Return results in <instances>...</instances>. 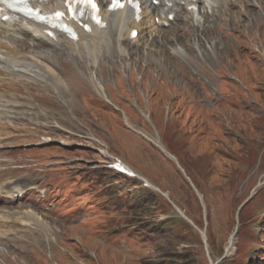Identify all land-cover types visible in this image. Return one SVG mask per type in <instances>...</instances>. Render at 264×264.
Wrapping results in <instances>:
<instances>
[{"label": "rangeland", "instance_id": "rangeland-1", "mask_svg": "<svg viewBox=\"0 0 264 264\" xmlns=\"http://www.w3.org/2000/svg\"><path fill=\"white\" fill-rule=\"evenodd\" d=\"M244 12L239 30L237 13L217 30L220 51L205 66L194 40L168 45L194 59L179 71L103 50L98 79L112 104L88 82L72 84L83 91L72 100L26 94L20 130L0 137V211L15 215L0 264H264V13ZM157 31L143 25L121 47L155 52ZM118 160L141 178L115 172Z\"/></svg>", "mask_w": 264, "mask_h": 264}, {"label": "bare ground", "instance_id": "bare-ground-1", "mask_svg": "<svg viewBox=\"0 0 264 264\" xmlns=\"http://www.w3.org/2000/svg\"><path fill=\"white\" fill-rule=\"evenodd\" d=\"M134 1H139L143 7L141 15L143 20L141 23L136 21L132 11L109 12L108 7L112 2V0H109L108 5L102 11L106 23L104 28L92 26V30L87 32L78 24H73L78 32V41L70 39L63 33H57L56 37L52 38L41 25L33 22L26 23L23 19L6 23L0 21V137L5 135L8 130L16 131L22 126L20 124L24 123V119L21 114L24 110L31 108V104L27 103L26 94L30 95L34 91L38 94L37 97L40 98L48 92L56 99L72 100L75 99L74 96L77 94L83 93V91L75 89L76 86L72 87L75 81H79L84 87L86 86L84 82H88L100 96L104 99L107 98L106 88L98 79V74L104 72V64L108 59L106 53L103 54V50H106V52L110 50L112 52L111 58L117 56L127 58L129 56V60L134 57V61L138 58V61H141L145 57H161L164 60L163 63H167L171 68L179 71L182 67L185 70H187L186 68L190 69L194 59L193 57H185V52L181 48L182 45L171 49L174 55V57H171L168 45L179 40H187V42L194 40L196 43L191 45L193 50L189 49V51L191 54H194V52L197 55L200 54L205 59L203 61V66H205L207 56L213 58L210 50L213 53L220 51L219 45L223 37L222 39L218 38L217 30L221 28L220 26L223 23L232 21L230 19L232 15L241 14L240 20L233 25V27H238L237 30H239L243 24H246V20L250 21V15L244 12V9L253 12L252 14H256L258 17L263 16L264 13L263 0H256L255 2H250L252 0H197L198 3H208V6H210L208 10L202 8L190 10L189 7L192 3L186 0H162L160 6H154V0ZM65 2L66 0H47L43 3L37 2L35 5L45 12H54L63 8ZM254 6H259L261 8L260 12L251 10V7ZM170 14L175 15L173 21L168 20ZM182 14H184V19L181 24H178L182 19ZM195 15H201L204 22L202 24L195 23ZM156 20H159V24ZM146 21L147 23L143 24ZM251 22L253 23L254 20L252 19ZM166 23L169 24L170 28L163 31L161 27H164ZM143 25L149 30L163 31L156 37L149 36L147 38V40H157V51L144 54L142 51L136 50L132 55L130 52L127 54L123 50L124 48L122 49L121 43L125 41L133 44L134 41L131 39L132 30L138 31V40ZM223 36L227 37L228 35ZM116 43H118V51L111 50L110 44L115 45ZM64 52L70 55L69 58L64 59V55L60 54ZM177 59L181 60L183 66L178 65ZM89 66H94L97 71H92L88 75ZM64 67L71 69L73 74L63 72L61 68ZM87 68L88 71L85 74L84 69ZM79 86L81 87V85ZM85 89L87 90V87ZM106 100L112 104L109 96ZM155 144L163 153L167 154L161 141H155ZM169 157L175 161L172 156L169 155ZM2 172L3 170L0 168V180L3 175ZM144 181L150 189L159 191L150 182ZM4 193L2 192L0 195ZM180 215L186 218L184 213L181 212ZM14 216L13 213L0 211V235L9 232L8 229L11 228L9 226L11 225L10 220H13ZM29 217L30 215H26L24 219L26 220ZM19 220L20 218L17 217L16 221ZM23 222L20 224L27 225ZM38 225H42V223L38 221Z\"/></svg>", "mask_w": 264, "mask_h": 264}, {"label": "snow or ice", "instance_id": "snow-or-ice-1", "mask_svg": "<svg viewBox=\"0 0 264 264\" xmlns=\"http://www.w3.org/2000/svg\"><path fill=\"white\" fill-rule=\"evenodd\" d=\"M25 2H26V0H25ZM87 2H88L89 4H91V6H92L93 8L96 7V5H95V3H94V0H87ZM30 11H31V10H30Z\"/></svg>", "mask_w": 264, "mask_h": 264}]
</instances>
